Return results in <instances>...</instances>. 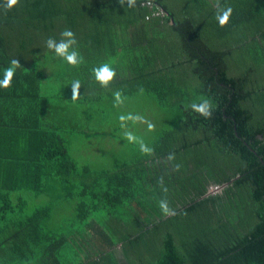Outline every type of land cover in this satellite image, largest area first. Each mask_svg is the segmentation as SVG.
I'll return each instance as SVG.
<instances>
[{"label": "trees", "instance_id": "trees-1", "mask_svg": "<svg viewBox=\"0 0 264 264\" xmlns=\"http://www.w3.org/2000/svg\"><path fill=\"white\" fill-rule=\"evenodd\" d=\"M5 5L0 80L12 59L22 67L0 88V264H264V0H219L232 8L224 26L217 0ZM65 29L77 67L45 45ZM104 63L116 72L107 87L93 72ZM141 89L175 116L152 153L78 169L69 127L86 132L103 99ZM204 100L210 118L191 107Z\"/></svg>", "mask_w": 264, "mask_h": 264}, {"label": "rangeland", "instance_id": "rangeland-1", "mask_svg": "<svg viewBox=\"0 0 264 264\" xmlns=\"http://www.w3.org/2000/svg\"><path fill=\"white\" fill-rule=\"evenodd\" d=\"M125 98L119 105L116 104L115 98L103 99L100 105L105 106V118L98 116L94 119L96 121H90L86 132L76 131L69 127L66 144L78 169L89 165L92 171H99L112 168L116 162L131 160L141 155L142 152L138 144L129 143L125 136L126 132L131 131L135 136L142 138L149 147L162 129L174 125L173 113L158 107L154 102L145 98L142 92ZM129 113L143 116L146 121L155 126L154 129L149 130L147 123H134L133 121H126L125 127H121L119 116ZM219 189L218 186L210 187V190L214 192ZM47 200L48 197L40 196L30 202L27 210L31 211L35 205L44 204ZM66 215L63 211H59L57 222L60 223ZM117 252L120 255L119 246H117Z\"/></svg>", "mask_w": 264, "mask_h": 264}, {"label": "clouds", "instance_id": "clouds-1", "mask_svg": "<svg viewBox=\"0 0 264 264\" xmlns=\"http://www.w3.org/2000/svg\"><path fill=\"white\" fill-rule=\"evenodd\" d=\"M19 0H6L5 11L11 9L13 6L17 5ZM127 6L129 8L135 7L136 0H126ZM118 3L123 5L125 0H118ZM232 14V8H221L219 7V0H217V14L216 20L220 26H224L228 23L229 18ZM61 39L57 41L56 39L49 37L45 41L46 47L53 51L56 56L62 58L70 66L77 67L84 62L83 56L75 49L77 40L75 34L71 29H65L60 33ZM22 67L20 61L17 58H14L10 61L9 66L4 69L3 79L0 80V88L8 89L12 85V80L15 75L16 69ZM95 79L101 84L102 87H107L108 84L113 80L116 75L115 69L110 66L108 63H104L101 66L93 69ZM80 81L75 80L71 85L72 99L76 100L79 95ZM141 92L143 89L140 90ZM114 98L116 104H122L123 100L126 99L122 96L120 91L114 93ZM192 109L198 112L200 115L205 118H210L212 115V109L210 102L204 100L200 104H192ZM119 120L121 121V127H125L126 121H133L147 123L148 129L153 130L154 125L145 120L143 116L133 115L131 113L127 115H120ZM125 136L129 143H135L139 145L140 151L144 154H151L153 149L149 148L143 141L142 138L135 136L131 131L125 133ZM169 160L174 159V154H169ZM179 166L177 165V169ZM162 183V180H161ZM166 191V189H164ZM159 207L165 215L169 214L172 210L170 209L167 200L159 201Z\"/></svg>", "mask_w": 264, "mask_h": 264}, {"label": "built area", "instance_id": "built-area-1", "mask_svg": "<svg viewBox=\"0 0 264 264\" xmlns=\"http://www.w3.org/2000/svg\"><path fill=\"white\" fill-rule=\"evenodd\" d=\"M147 4L150 5V2H147ZM153 14L160 15V14H163V11L162 10L161 11H157V12L154 11Z\"/></svg>", "mask_w": 264, "mask_h": 264}, {"label": "water", "instance_id": "water-1", "mask_svg": "<svg viewBox=\"0 0 264 264\" xmlns=\"http://www.w3.org/2000/svg\"><path fill=\"white\" fill-rule=\"evenodd\" d=\"M232 180H234V179H232ZM212 191L211 190H208V192L205 194V195H208V194H210Z\"/></svg>", "mask_w": 264, "mask_h": 264}]
</instances>
